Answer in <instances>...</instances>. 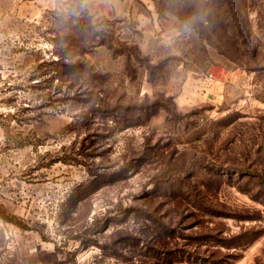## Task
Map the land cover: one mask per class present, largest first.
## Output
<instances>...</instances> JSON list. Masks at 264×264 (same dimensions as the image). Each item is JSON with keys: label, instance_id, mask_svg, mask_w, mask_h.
Returning <instances> with one entry per match:
<instances>
[{"label": "rangeland", "instance_id": "obj_1", "mask_svg": "<svg viewBox=\"0 0 264 264\" xmlns=\"http://www.w3.org/2000/svg\"><path fill=\"white\" fill-rule=\"evenodd\" d=\"M9 3L0 16V264H124L115 238L134 231L133 197L161 177L191 192L180 209L162 195L151 202L172 222L179 264H264V0ZM256 47L263 58L248 64L257 71L233 62L235 50ZM80 64L104 78L117 118L133 106V126L109 121L96 150L102 140L81 127L89 86L63 73ZM127 161L122 181L97 183L88 171L111 175Z\"/></svg>", "mask_w": 264, "mask_h": 264}, {"label": "trees", "instance_id": "obj_2", "mask_svg": "<svg viewBox=\"0 0 264 264\" xmlns=\"http://www.w3.org/2000/svg\"><path fill=\"white\" fill-rule=\"evenodd\" d=\"M236 1L242 4L245 0H235V2ZM223 16L224 13H221L218 17L222 18ZM233 55L232 59L234 63L240 66L245 65V67H248V69L252 71H257L258 66H249L248 63L263 58L262 52H260L257 47L251 51H243L241 49L235 50ZM64 69L65 71H62L66 75L65 80H69L73 87L75 85L80 88L89 86L90 90L84 92L86 97L82 99L85 105L84 111L86 112H83L85 120L81 123V127L86 128L88 134H91V131H93L92 135H96L102 140V142L98 144V147H92L93 149L96 150L104 146L102 144L103 140L110 137L105 134L107 131L110 130L111 132L112 130L113 132L114 128L128 129L133 126V106H127L124 109L127 114L126 117L122 118V120L117 118L115 116L118 112L117 104H111L110 102H112V99H109L108 95L103 92L104 78L99 72H95L90 68L87 69L82 64L65 66ZM93 87L98 89L99 92L97 91V94L94 93ZM68 99L72 101L75 100V98L72 97ZM109 121L114 124V128H111ZM92 124H94L93 127L91 126ZM74 126H76V123H74ZM88 148L91 147L89 146ZM128 152L129 154H133L132 144H129ZM112 167L113 168H110V170H118L111 172V175L102 174V172L105 171V169L102 170L104 167H97L96 170L88 168V171L97 183L104 178H107V182H112L114 179L118 182V180L122 181L126 179L129 169L133 170V163L127 161V163L122 166L115 165ZM158 180L159 182L156 184L155 189L148 191L145 188L146 185H143L145 189H143L139 195L133 197L135 204L131 211L134 215V224H136L134 231L131 233L124 231L115 238L114 244L118 246L113 247V254L115 258L122 261L124 264H179L183 261V259L178 256L177 244H171V240L175 236L172 222H165L157 217L151 202L154 201L157 196L162 195L167 199H171L174 207L180 209L184 206L185 202L189 201V197L192 198L191 192L187 190V188H181L179 186L181 183H179L178 186L172 185L170 182L178 181L175 177H161L158 178L157 181ZM86 198L87 197H85V199ZM193 202L195 205L199 206V201L193 200Z\"/></svg>", "mask_w": 264, "mask_h": 264}, {"label": "crops", "instance_id": "obj_3", "mask_svg": "<svg viewBox=\"0 0 264 264\" xmlns=\"http://www.w3.org/2000/svg\"><path fill=\"white\" fill-rule=\"evenodd\" d=\"M9 1L10 0H0V16L3 14V9H4L5 5H7L9 3Z\"/></svg>", "mask_w": 264, "mask_h": 264}]
</instances>
